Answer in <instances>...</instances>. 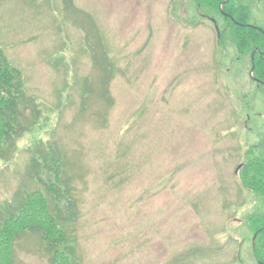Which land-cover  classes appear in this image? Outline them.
I'll return each mask as SVG.
<instances>
[{
  "label": "rangeland",
  "instance_id": "374dc122",
  "mask_svg": "<svg viewBox=\"0 0 264 264\" xmlns=\"http://www.w3.org/2000/svg\"><path fill=\"white\" fill-rule=\"evenodd\" d=\"M238 5L264 30V0ZM228 25L193 0H0V46L32 101L0 160V217L39 188L29 164L52 146L78 264H257L243 223L259 204L235 171L264 136V86ZM13 256L49 264L36 235Z\"/></svg>",
  "mask_w": 264,
  "mask_h": 264
},
{
  "label": "trees",
  "instance_id": "16d2710c",
  "mask_svg": "<svg viewBox=\"0 0 264 264\" xmlns=\"http://www.w3.org/2000/svg\"><path fill=\"white\" fill-rule=\"evenodd\" d=\"M193 1L197 10L209 9L222 17V6L229 14L233 21L223 18L232 25V42L241 54L250 53V59L255 54L250 70L253 67V76L260 81L257 85L264 86V30L237 26L249 23L247 7L230 6L231 0ZM31 108L32 101L26 97L21 73L10 64L0 46V160L12 155L17 139L28 125L24 122V113ZM63 168L64 160L52 146L44 155L31 159L29 175L39 188L18 195L13 205L5 207L0 217V264H13V247L26 234L40 238L49 264H78L67 226L77 222L79 209L70 182L63 177ZM239 179L259 204L244 218L243 225L252 236L256 263L264 264V136L246 153Z\"/></svg>",
  "mask_w": 264,
  "mask_h": 264
},
{
  "label": "flooded vegetation",
  "instance_id": "af4514ba",
  "mask_svg": "<svg viewBox=\"0 0 264 264\" xmlns=\"http://www.w3.org/2000/svg\"><path fill=\"white\" fill-rule=\"evenodd\" d=\"M227 20H231V18H227ZM238 27H241V28H243V27H248V28H250V27H253V25H251V24H249V23H247V24H245V23H243V24H240V25H237ZM255 27V26H254ZM228 28H230V30L232 29V25L231 24H229L228 25ZM232 31V30H231ZM220 48V47H219ZM254 55L255 54H253L252 55V59L251 60H253L254 61ZM247 120H249V118H247ZM246 124V123H245ZM245 128L246 129H248L247 127H246V125H245ZM244 168V164H240V165H238V167H237V169H236V171H235V175H240V172L242 171V169Z\"/></svg>",
  "mask_w": 264,
  "mask_h": 264
},
{
  "label": "water",
  "instance_id": "95a60500",
  "mask_svg": "<svg viewBox=\"0 0 264 264\" xmlns=\"http://www.w3.org/2000/svg\"><path fill=\"white\" fill-rule=\"evenodd\" d=\"M252 72H253V70H252ZM252 72H251V74H252Z\"/></svg>",
  "mask_w": 264,
  "mask_h": 264
}]
</instances>
